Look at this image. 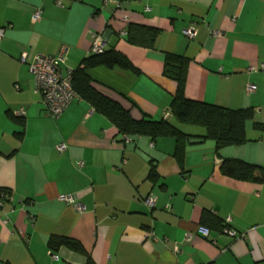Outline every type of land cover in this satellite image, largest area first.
<instances>
[{
  "label": "crops",
  "instance_id": "crops-1",
  "mask_svg": "<svg viewBox=\"0 0 264 264\" xmlns=\"http://www.w3.org/2000/svg\"><path fill=\"white\" fill-rule=\"evenodd\" d=\"M63 5L0 0V190L12 194L0 199V264H87L84 254L65 246L53 251L54 259L52 236L79 241L95 264H264V183L237 181L220 170L226 158L264 168V69L251 70L264 65V0ZM39 9L42 18L34 22ZM131 25L158 29L154 47L130 44ZM191 25L197 29L192 40L184 35ZM96 36L139 73L91 69L93 85L134 118L167 120L192 136L183 166L174 138L124 137L82 99L56 120L45 116L35 77L20 56H56L65 46V67L75 70L92 54ZM166 53L190 59L189 99L254 110L246 143L217 153L214 141L197 142L204 128L176 121L170 106L177 84L164 74ZM248 85L256 89L248 92ZM62 143L67 151L59 153ZM152 166L155 181L148 178ZM61 195L73 196L85 212L60 201ZM149 196L155 208L146 205ZM204 213L222 222L230 218L228 228L240 237L218 230ZM200 226L210 229L208 238L198 233Z\"/></svg>",
  "mask_w": 264,
  "mask_h": 264
},
{
  "label": "trees",
  "instance_id": "trees-1",
  "mask_svg": "<svg viewBox=\"0 0 264 264\" xmlns=\"http://www.w3.org/2000/svg\"><path fill=\"white\" fill-rule=\"evenodd\" d=\"M158 34V29L131 25L127 32V40L132 45L152 48ZM189 64L190 59L188 57L173 53H166L165 55L164 74L177 84V91L170 106L173 117L179 124L204 128L206 134L202 137H196L197 142L214 141L217 153L226 147L246 143V123L253 119L254 110L250 108L231 110L189 99L185 93ZM99 67L110 70L120 68L139 73L131 61L115 49L104 50L102 53H92L82 61L80 67L73 71V86L80 98L88 102L98 113L108 118L118 133L124 137L145 136L152 140L174 138L177 141L175 156L179 164L183 166L187 145L191 143L193 137L185 134L179 127L167 120L157 121L146 116L140 119L134 118L129 109L93 85L88 71ZM14 120L24 125L22 120ZM17 135L21 136L22 134L18 133ZM220 170L226 177L237 181L264 183V168L243 160L226 158L222 161ZM148 178L154 181L158 179L155 166L151 167ZM11 196L10 191L0 190V199H3L4 202L10 200ZM203 218H210L218 230L227 228L225 220L222 222L209 213H204ZM64 246L84 254L88 258L87 264H95L79 241L64 236H52L49 240L52 253ZM1 264L12 263L3 261Z\"/></svg>",
  "mask_w": 264,
  "mask_h": 264
},
{
  "label": "built area",
  "instance_id": "built-area-1",
  "mask_svg": "<svg viewBox=\"0 0 264 264\" xmlns=\"http://www.w3.org/2000/svg\"><path fill=\"white\" fill-rule=\"evenodd\" d=\"M82 1V0H77ZM56 4L59 7H63V0H56ZM43 11L41 9L37 10L33 15V21L37 22L42 18ZM5 29L0 27V46L1 41L4 37ZM184 35L192 40L197 35V29L195 25H191L189 28L184 30ZM68 47H62L60 52L56 56H46V55H36L31 60H28V54L23 53L20 56V61L26 64L29 68L31 74L34 75L36 80V92L42 96L45 116L52 118L54 120L58 119L66 109L74 102L81 100L78 93L75 91L73 86V71L72 69L65 67L66 56L68 54ZM104 51V44L100 36H96L93 46L92 53H102ZM264 69V65L261 67L253 66L252 71H258ZM256 89L253 85L247 86L248 92H253ZM18 116L22 115V112L15 113ZM59 153H64L67 151V144L62 143L57 147ZM78 165L83 166L82 162ZM3 200V199H2ZM1 200V201H2ZM59 200L70 205L79 213L85 212V207L78 203L75 198L71 195H61ZM145 203L150 208H155L156 198L149 196L145 199ZM3 204V201H2ZM231 219L227 218L225 223L227 228L224 229L226 233L233 236L234 238H239L240 236L234 230L228 228ZM6 223V221H4ZM198 233L208 238L210 234V229L205 226H200ZM191 236L187 237V240H191ZM1 244V240H0ZM54 259H58V256L52 253Z\"/></svg>",
  "mask_w": 264,
  "mask_h": 264
}]
</instances>
